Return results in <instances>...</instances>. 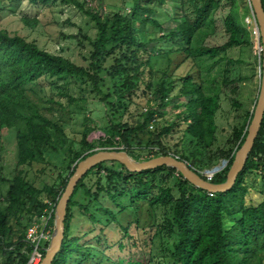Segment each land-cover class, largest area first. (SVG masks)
<instances>
[{"label": "trees", "instance_id": "trees-1", "mask_svg": "<svg viewBox=\"0 0 264 264\" xmlns=\"http://www.w3.org/2000/svg\"><path fill=\"white\" fill-rule=\"evenodd\" d=\"M40 1L47 4L49 0ZM172 1H177L179 6L174 16L158 13L161 6ZM219 1L128 0L119 12L102 18L78 0H60L64 5L75 7L94 24V38L82 36V41L90 47L86 66L50 54L39 49L35 43L0 29V130L4 127L15 132V166L40 163L44 161L45 153L59 152L56 139L62 133L26 98V87L44 77L59 80L67 77L89 82L91 91L106 100L115 94V85L108 93L102 94L100 84L103 79L100 74L105 60L111 58L113 64L106 76L110 79L119 77L123 80L122 87L125 86V91L117 99L140 91L147 97L151 94L148 103L154 100V106L141 114L142 123H112L108 120V128L103 133L105 140L96 146L107 148L116 145L136 161L173 156L198 174L215 168L219 161L227 162L229 168L235 151L244 141L253 110L245 114L239 127L232 128L224 147L214 148L219 98L205 95L201 81L189 74L176 81L165 82L162 79L153 84L156 74L170 79L176 67L187 61L213 59L222 50L240 47L250 40L245 23V18L252 20L249 1L228 0L231 8L222 22L226 41L217 47H206L199 43L193 45L197 34H203L204 29L215 26L213 14L218 10ZM261 4L264 11V0H261ZM30 23L26 21L27 25ZM173 41V47L166 51L156 47L157 43L171 44ZM257 56L254 73L258 74L260 80L262 55ZM227 63L240 62L229 60ZM156 64L165 66L154 69ZM240 81V78L229 82L225 80L222 84L227 88ZM175 85H178V89L174 98L184 102V111L178 114V117L182 115L184 124L182 135L192 149L186 152V146L180 140L174 152L166 148L164 139L174 131L179 132V126L168 124H155L151 141L142 147L138 135L147 124L155 122L154 116L163 117L161 111L171 103L169 97L177 88ZM230 91L235 94L236 88ZM231 101V105L237 107V103ZM132 139H135L134 147L147 150L149 156L134 154ZM82 145L84 151L92 150L95 146L89 144L85 136ZM92 153L73 155L68 164V176L58 189L53 186L36 189L20 172L10 180L0 179V264L28 263L34 245L26 239L27 229L34 222L46 219L45 231L53 228L54 209L68 179L76 164ZM112 163L117 169L106 170L103 163L99 164L75 187L66 208L61 249L52 264H67L75 256L76 264L93 259L90 253L92 246L81 245L80 241L92 235L98 227V234L93 236L95 239L105 238L106 229L118 230L122 237H130L129 226L120 224L116 217L125 211L123 202L126 201L131 207H136L138 202L146 203L150 212L160 207L165 210L159 229L173 239L171 247L166 250L167 264H264V200L257 205L247 204L245 198L249 188L243 181L249 173L264 175V114L244 169L226 193L208 194L196 189L174 169L161 167L131 174L120 164ZM226 173L223 170L209 182L223 183ZM163 174L164 178H158ZM200 177L206 180V177ZM168 180L172 182L171 187L167 185ZM78 192L84 203L74 200ZM104 200L118 212L103 206ZM78 218L88 224V230L82 234L78 232L75 222ZM230 219L235 221L228 227L225 222ZM47 245L46 240L38 245L41 258ZM136 245L132 243L131 247ZM114 262L149 264L151 257L144 250H136Z\"/></svg>", "mask_w": 264, "mask_h": 264}, {"label": "rangeland", "instance_id": "rangeland-1", "mask_svg": "<svg viewBox=\"0 0 264 264\" xmlns=\"http://www.w3.org/2000/svg\"><path fill=\"white\" fill-rule=\"evenodd\" d=\"M78 1L85 3L92 12H97L102 18H105L114 12H119L123 3H127L128 0ZM178 7L177 1L168 2L161 6L158 13L174 16ZM230 8L228 0H220L218 10L213 14L215 26L207 27L203 34H197L193 45L199 43L206 47L221 46L227 38L222 22L229 14ZM26 21L31 22V25L34 21L33 26L27 25ZM245 23L250 33V40L247 43L237 48L222 50L213 59L195 58L192 62L187 61L176 67L175 71L171 73L170 79L156 74L153 81V84L162 79L165 82L176 81L189 74L192 78H198L201 81L205 95L219 98L220 109L215 118L217 135L214 148L225 146L232 128L239 127L245 114L253 110L259 91L260 80L258 74L254 73V67L260 46L256 27L252 20L245 18ZM0 29L11 35H18L35 43L39 49L62 56L80 66H86L85 60L90 51L89 45L82 41V36L93 39L96 32L94 24L87 17L75 7L60 3V0H49L47 4L41 3L40 0H0ZM74 37L79 38L77 40ZM174 44L175 41L171 44L157 43L156 47L166 51ZM229 60L240 63L230 65L227 63ZM112 64L111 58L105 60L103 72L100 74L103 79L100 84L102 94L108 93L113 84L115 85V94L106 100H102L101 96H97L91 91L89 82L72 80L67 77L60 80L44 77L26 87V98L36 106L42 116L61 129L62 133L56 139L59 152L45 153L43 162L16 167L15 132L3 127L0 130V179L10 180L20 172L21 176L36 189L45 186H53L58 189L68 176L69 160L74 154L83 153L86 155L103 149L123 151L116 145L107 148L96 146L105 140L103 133L108 128V120L112 123H142L141 114L154 106V100L149 104L151 94L147 97L140 91L134 92L130 97L125 96L122 99H117L125 91V86L122 87L123 80L119 77L110 79L106 76ZM164 66V64H156L154 69ZM239 78L241 81L236 85L225 88L222 84L225 80L229 82ZM234 87L236 93L232 94L230 89ZM177 89L178 87L172 91L169 97L171 103L161 111L163 117L154 116L155 122L147 124L138 135L142 147L151 141L155 124L159 126L168 124L179 126V132L174 131L171 136L164 139L163 143L166 148L174 152L175 145L180 140L186 146V152L192 149L188 146L187 140L184 141L182 135L184 124L182 115L178 117V114H182L184 111V102L174 98ZM231 100L237 103V107L231 105ZM83 136L87 137L89 144H95L92 150L84 151ZM134 143L135 139H132L131 146L134 154L141 157L149 156L147 150H137ZM221 163L222 161H219L215 167L220 166ZM103 164L106 170L117 169V166L112 162ZM227 169L228 166L224 171ZM164 177L165 174L159 175L158 178ZM243 181L249 188V194L245 198L247 204L257 205L264 200V175L249 173L244 176ZM167 185L171 187L172 182L168 180ZM173 194L175 195V192ZM74 200L84 203L80 192L75 195ZM102 205L118 212V209L106 200L102 201ZM123 205L125 211L118 213L116 217L120 224L129 226L130 237H122L118 230L106 229L105 238L102 236L95 239L93 236L98 234V227L92 235L80 241L81 245L92 246L90 253L94 257L87 262L81 261V264H115L114 261L118 258L136 250H144L150 254L151 263L149 264H167L166 250L171 247L173 239L159 229L165 210L160 207L155 212H150L147 204L143 202H138L136 207H131L127 201L123 202ZM46 220L34 222L31 227L40 239L49 240L47 237L50 238L53 228L45 231ZM234 221V219L226 220V226L229 227ZM75 222L80 234L88 230V224L82 219L78 218ZM132 243L137 245L131 247ZM74 258L69 259L67 264H76ZM38 263L39 261H36L34 264Z\"/></svg>", "mask_w": 264, "mask_h": 264}, {"label": "water", "instance_id": "water-1", "mask_svg": "<svg viewBox=\"0 0 264 264\" xmlns=\"http://www.w3.org/2000/svg\"><path fill=\"white\" fill-rule=\"evenodd\" d=\"M255 20L258 44L262 55L260 86L253 113L249 122L246 136L241 146L235 151L232 162L227 170L226 179L221 184H213L209 181L217 174L221 173L227 166V162L222 161L221 168L215 167L211 170L198 174L192 170L185 162L173 156H159L147 161H136L120 150L103 149L92 153L76 164L75 170L67 181L62 195L60 196L53 213V229L48 240V245L44 250V256L38 264H52L55 256L59 253L63 241L64 219L67 204L80 180L95 166L115 162L123 166L129 173L137 174L146 171H154L157 168L166 167L174 169L184 181L191 186L208 194L226 193L234 186L238 175L243 171L248 155L251 152L254 141L264 114V11L261 0H248ZM206 177L203 180L200 176Z\"/></svg>", "mask_w": 264, "mask_h": 264}, {"label": "built area", "instance_id": "built-area-1", "mask_svg": "<svg viewBox=\"0 0 264 264\" xmlns=\"http://www.w3.org/2000/svg\"><path fill=\"white\" fill-rule=\"evenodd\" d=\"M251 15H252V23L255 25V20H254L253 14H251ZM260 51L261 50L259 48L258 52H257L258 55L260 54ZM45 225H46V223H45ZM44 228H45V226H44ZM47 238L49 239V237H47ZM26 239L31 244L34 245L33 252H32V254L29 257V261H28L27 264H34V263H36V261L40 262L42 258H41V254L38 252V245H39L40 241H43L44 239H40L38 236H36L32 227L27 229V231H26ZM46 241H48V240H46Z\"/></svg>", "mask_w": 264, "mask_h": 264}, {"label": "bare ground", "instance_id": "bare-ground-1", "mask_svg": "<svg viewBox=\"0 0 264 264\" xmlns=\"http://www.w3.org/2000/svg\"><path fill=\"white\" fill-rule=\"evenodd\" d=\"M221 167H222V165L218 166V168H221Z\"/></svg>", "mask_w": 264, "mask_h": 264}]
</instances>
